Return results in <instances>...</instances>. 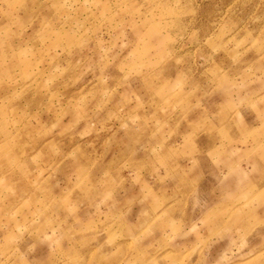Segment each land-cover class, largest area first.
Wrapping results in <instances>:
<instances>
[{
	"label": "rangeland",
	"instance_id": "1",
	"mask_svg": "<svg viewBox=\"0 0 264 264\" xmlns=\"http://www.w3.org/2000/svg\"><path fill=\"white\" fill-rule=\"evenodd\" d=\"M0 264H264V0H0Z\"/></svg>",
	"mask_w": 264,
	"mask_h": 264
}]
</instances>
